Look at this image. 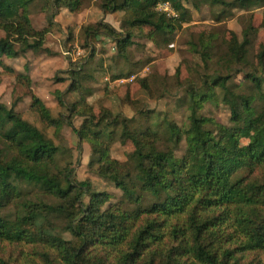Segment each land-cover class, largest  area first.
Returning a JSON list of instances; mask_svg holds the SVG:
<instances>
[{
    "label": "trees",
    "instance_id": "obj_1",
    "mask_svg": "<svg viewBox=\"0 0 264 264\" xmlns=\"http://www.w3.org/2000/svg\"><path fill=\"white\" fill-rule=\"evenodd\" d=\"M184 1L104 0L105 13H123L122 31L100 22L87 28V36L115 40L118 55L127 58L128 48L144 29L153 32L151 39L168 38L190 23ZM208 1L222 8L216 15L219 23L236 9L264 7V0ZM35 2L0 0V30L5 33L0 39V85L9 75L28 88L32 115L58 132L64 116L55 118L34 92L31 77L5 61L45 48L47 31L37 30L30 18ZM49 3L56 14L83 7L82 0ZM162 4H170L176 16L159 11ZM257 32L249 19L242 41L235 33L230 41L211 33L201 35L192 49L206 69L217 58L222 68L235 65L243 73L253 67L248 47ZM94 56L92 50L89 60ZM257 60L245 77L252 85L247 91L243 84H229L230 72L203 80L206 90L192 87L184 99L191 113L186 130L165 121L161 133L136 118L114 116L109 109L96 117L80 111L86 109L85 98L83 106L68 108L86 118L79 129L67 123L81 144L90 145L92 170L123 193V201L113 206L108 193L76 183L71 151L17 111L18 103L9 107L0 100V264H264V84L258 75V70L264 72V44ZM84 66L77 64L70 71V91L82 92ZM141 86L151 91L149 79ZM219 90L231 112L230 126L198 113ZM57 97L66 108L63 93ZM245 129L251 141L243 148ZM115 135L134 147L127 162L110 156ZM183 141L187 148L179 159L176 150ZM12 206L17 208L14 214Z\"/></svg>",
    "mask_w": 264,
    "mask_h": 264
},
{
    "label": "rangeland",
    "instance_id": "obj_2",
    "mask_svg": "<svg viewBox=\"0 0 264 264\" xmlns=\"http://www.w3.org/2000/svg\"><path fill=\"white\" fill-rule=\"evenodd\" d=\"M82 1L83 7L79 12L72 13L62 9L56 14L49 0H36L29 13L34 27L39 31H47L45 48L31 51L21 58L5 59L17 72L32 78L34 92L45 102L55 118L64 116L65 122L61 130L57 132L55 129L45 128L38 117L32 115L29 90L17 83L14 77H3L0 100L9 107L18 103L17 111L47 132L62 148L71 151L76 183L83 186L90 183L93 192L108 193L111 198L109 205L113 206L123 201V193L114 183L101 178L92 170L90 163L93 152L90 145L81 144L67 123L70 120L79 129L86 118L84 114L68 112V108L74 104L83 106L81 99L85 98L88 107L85 104L86 109L80 111H91L96 117L103 110L109 109L114 116L121 114L127 118H136L141 121V125L159 128L161 133L165 130V121H172L179 127L188 129L190 104L184 99L189 97L192 87L206 90L203 80L209 76L226 75L228 72L232 75L230 85L243 84L242 89L245 91L252 87L245 77L257 67V56L264 44V7L236 9L233 15H225L219 23L216 15L221 14V7L212 6L208 0H185L184 5L192 15L190 23L184 24L183 28L168 38L151 39L153 32L149 28L144 29L142 36L134 38V44L128 48V56L125 58L118 55L115 40L105 36L96 40L86 33L90 25L100 22H106L117 31H122L123 13H105L101 9L104 0ZM249 19H252L254 28L258 29L251 37L248 47L253 67H245L244 72L239 73L240 67L233 65L228 69L222 68L217 65L216 58L210 69H206L200 55L192 49V44L198 43L201 35L211 33H219L220 39L228 41L232 38L231 33H235L242 41L243 30ZM3 38L5 33L0 30V39ZM92 50L95 56L89 60ZM222 52L225 53L226 48ZM77 64H85L82 74L86 78L82 84V92L70 91L73 83L70 71ZM178 71L180 76L177 78ZM258 75L264 84V72L258 70ZM144 79H149V92L142 89L141 81ZM57 92L63 93L62 100L66 108L59 105ZM219 92L215 100L205 101L198 113L230 126L231 112L222 103L223 92ZM140 111L148 112V118L139 114ZM250 139L251 134L245 129L241 143L243 148L249 145ZM186 148V142L183 141L176 150L177 158L181 159L185 155ZM133 152L131 142L122 144L115 135L110 150L112 159L124 163ZM60 160L62 165L65 159L62 157ZM86 201L89 202V199ZM133 207L127 205L126 209ZM16 211V206H12L10 214Z\"/></svg>",
    "mask_w": 264,
    "mask_h": 264
},
{
    "label": "built area",
    "instance_id": "obj_3",
    "mask_svg": "<svg viewBox=\"0 0 264 264\" xmlns=\"http://www.w3.org/2000/svg\"><path fill=\"white\" fill-rule=\"evenodd\" d=\"M159 11L166 13L170 17H175V12L173 11L170 4L159 5Z\"/></svg>",
    "mask_w": 264,
    "mask_h": 264
},
{
    "label": "crops",
    "instance_id": "obj_4",
    "mask_svg": "<svg viewBox=\"0 0 264 264\" xmlns=\"http://www.w3.org/2000/svg\"><path fill=\"white\" fill-rule=\"evenodd\" d=\"M7 63V62H6ZM7 64H9V63H7ZM18 73H21V72H18ZM32 79V78H31Z\"/></svg>",
    "mask_w": 264,
    "mask_h": 264
}]
</instances>
